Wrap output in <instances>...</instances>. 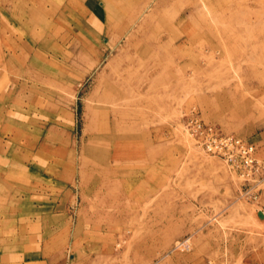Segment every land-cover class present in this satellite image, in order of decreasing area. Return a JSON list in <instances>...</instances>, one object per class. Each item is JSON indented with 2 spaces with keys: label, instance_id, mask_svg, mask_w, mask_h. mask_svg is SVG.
Masks as SVG:
<instances>
[{
  "label": "rangeland",
  "instance_id": "1",
  "mask_svg": "<svg viewBox=\"0 0 264 264\" xmlns=\"http://www.w3.org/2000/svg\"><path fill=\"white\" fill-rule=\"evenodd\" d=\"M0 136V264H264V0H0Z\"/></svg>",
  "mask_w": 264,
  "mask_h": 264
},
{
  "label": "built area",
  "instance_id": "2",
  "mask_svg": "<svg viewBox=\"0 0 264 264\" xmlns=\"http://www.w3.org/2000/svg\"><path fill=\"white\" fill-rule=\"evenodd\" d=\"M194 122L190 120L187 125L191 128ZM207 135L202 146L208 153L226 158L229 162L239 163L249 172L259 168L260 163L253 144L234 135L219 136L212 132H208ZM209 264L214 263L210 261Z\"/></svg>",
  "mask_w": 264,
  "mask_h": 264
},
{
  "label": "bare ground",
  "instance_id": "3",
  "mask_svg": "<svg viewBox=\"0 0 264 264\" xmlns=\"http://www.w3.org/2000/svg\"><path fill=\"white\" fill-rule=\"evenodd\" d=\"M125 9V8H124ZM122 10H123V8H122ZM121 9L119 10V12L121 13V12H123ZM125 11V10H124ZM126 12V11H125ZM136 20H134V22H135ZM133 22V23H134ZM111 87V86H110ZM114 89H116V88H112V90L111 91H114ZM118 93L115 91V93L114 92H109V93H107L106 95H105V99H106V101L107 102H113V101H115L117 98H118ZM117 121H120V120H117ZM118 123V122H117ZM118 126V125H117ZM116 141V140H115Z\"/></svg>",
  "mask_w": 264,
  "mask_h": 264
},
{
  "label": "crops",
  "instance_id": "4",
  "mask_svg": "<svg viewBox=\"0 0 264 264\" xmlns=\"http://www.w3.org/2000/svg\"><path fill=\"white\" fill-rule=\"evenodd\" d=\"M2 147H3V140H2V138H1V136H0V160H2L3 159V150H2Z\"/></svg>",
  "mask_w": 264,
  "mask_h": 264
}]
</instances>
